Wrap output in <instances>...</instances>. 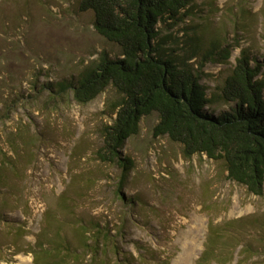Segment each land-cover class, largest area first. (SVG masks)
Returning <instances> with one entry per match:
<instances>
[{
    "label": "rangeland",
    "instance_id": "obj_1",
    "mask_svg": "<svg viewBox=\"0 0 264 264\" xmlns=\"http://www.w3.org/2000/svg\"><path fill=\"white\" fill-rule=\"evenodd\" d=\"M236 1L195 0L194 16L185 19L198 22L208 14L213 26L223 22L228 40L238 43L227 62L205 65L208 90L224 80L242 47L264 60V0H241L254 14L251 22L229 8ZM79 3L0 0V108L10 103L8 117L0 122V159L4 153L19 157L15 167L5 169L9 183L0 185V190L10 185L11 193L3 197L14 205L4 209L13 226L0 222V255L9 259L0 264H34L32 253L18 248L34 241L47 207L67 219L64 197L74 215L110 226L111 233L117 225L118 254L106 264L115 259L121 264L122 255L139 264H192L209 222L229 220L237 221L225 232L237 233L241 242L227 264H264V189L261 195L248 192L227 178L221 159L186 156L180 142L153 136L155 113L142 116L138 133L124 143L123 153L133 159L127 172L116 162H103L95 151L102 124L114 115L113 87L78 103L43 86L77 73L100 51L119 52L117 44L96 32L93 12L80 10ZM22 137L30 142L22 143ZM27 156L31 161L25 163ZM147 253L159 259L152 261Z\"/></svg>",
    "mask_w": 264,
    "mask_h": 264
},
{
    "label": "trees",
    "instance_id": "obj_2",
    "mask_svg": "<svg viewBox=\"0 0 264 264\" xmlns=\"http://www.w3.org/2000/svg\"><path fill=\"white\" fill-rule=\"evenodd\" d=\"M235 4L229 8H237L241 20L251 22L254 14L250 7L242 6L241 0ZM79 8L93 12L94 29L117 44L119 52L111 55L100 51L77 73L43 86L55 94L70 95L78 103H86L113 87L117 93L110 104L114 115L100 128L102 141L96 157L103 162H116L127 172L133 159L123 153L124 143L138 133L142 116L155 113L153 136L165 135L180 142L186 156L200 153L221 159L227 178L244 185L248 192L261 195L264 60L242 47L224 80L208 90L203 81L207 74L205 65L227 62L238 43L228 40L229 29L222 21L220 26H213L208 14L201 15L198 22H186L198 8L195 0H80ZM9 106L5 102V107L0 108V122L8 117ZM21 139L22 143L30 142ZM17 145L14 148L21 156L24 151L20 143ZM26 158L25 163L31 161L30 156ZM17 160L19 157L11 159L3 154L0 185L9 183L5 169L15 167ZM22 169H26L25 164L17 171ZM10 188L9 185L0 190V222L7 226L14 224L4 211L14 208L3 197L11 193ZM66 201L64 197L61 203L62 209L69 212L67 219L47 207L44 224L34 241H27L18 250L31 252L34 264H106V258L118 254L117 225H113L111 233L110 226L74 215ZM235 221L209 222L202 249L192 264L231 262L241 241L237 233L228 235L225 231ZM24 225L19 224L22 231ZM147 254L152 261L159 259L157 254ZM120 259L121 264H139L130 255ZM0 260L9 259L0 255ZM115 260L112 264H120Z\"/></svg>",
    "mask_w": 264,
    "mask_h": 264
}]
</instances>
